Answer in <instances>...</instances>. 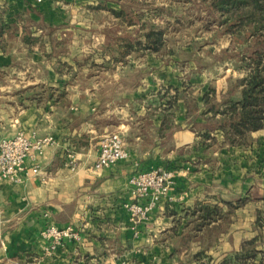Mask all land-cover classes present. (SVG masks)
<instances>
[{
  "label": "crops",
  "instance_id": "1",
  "mask_svg": "<svg viewBox=\"0 0 264 264\" xmlns=\"http://www.w3.org/2000/svg\"><path fill=\"white\" fill-rule=\"evenodd\" d=\"M128 4L138 23L116 14ZM188 4L0 0V20L12 29L0 51V135L22 129L32 139L53 138L41 154L25 159L21 181L2 183L0 264H217L258 233L253 212L262 202L251 200L236 209L226 230L215 235L219 221H212L210 241L200 236L182 243L201 203L246 196L256 184L264 195V128L252 131L245 146L196 148L207 83L197 72L187 75V59L168 43L157 50L132 43L144 21L171 35L175 29L166 20L190 17ZM25 34L35 39L30 52L21 41ZM119 46L128 51L120 53ZM29 85L65 93L62 99L17 93ZM107 132L123 135L128 155L96 169ZM150 168L170 171L167 193L136 198L129 178ZM135 201L149 205L145 216L131 217L126 204ZM49 224L71 226L77 237L49 250L41 235Z\"/></svg>",
  "mask_w": 264,
  "mask_h": 264
},
{
  "label": "trees",
  "instance_id": "2",
  "mask_svg": "<svg viewBox=\"0 0 264 264\" xmlns=\"http://www.w3.org/2000/svg\"><path fill=\"white\" fill-rule=\"evenodd\" d=\"M197 2L205 11L199 17L204 19L207 25L211 21L218 24L217 32L226 33L230 37L231 49L238 54V60L242 63L246 74L238 78V96L232 90L216 91L208 87L201 95L205 122L199 129V138L196 141V148L208 147L213 142L219 146H245L251 141V132L264 128V0H189ZM130 5H126L116 11L123 19L130 23H138L136 17L129 11ZM191 17L173 18L171 27L181 24L182 19ZM142 36L132 39L136 46H143L150 49H160L167 40L164 36V29L160 24L153 22L140 23ZM11 26L0 20V51L5 50ZM21 41L28 47V52L35 39L25 34ZM123 47V48H121ZM229 49V48H227ZM118 51L122 54L128 51L127 47L119 46ZM226 51V49L224 50ZM235 55V54H234ZM26 98H39L41 96L62 99L64 91L56 92L55 89L42 87L41 85H29L21 90ZM219 133L221 141L213 133ZM209 139V140H208ZM208 140V141H207ZM244 199L234 201L223 200L222 204L201 203L193 210L194 218L189 220L186 231L181 235L182 243L192 237H205L210 241L212 230L209 224L212 221H219L216 227L225 217V208L232 209L244 203ZM261 223V217H257ZM262 226V225H261ZM216 235V232H215ZM217 264H264V234L259 232L251 238L245 239L241 249L226 254Z\"/></svg>",
  "mask_w": 264,
  "mask_h": 264
},
{
  "label": "rangeland",
  "instance_id": "3",
  "mask_svg": "<svg viewBox=\"0 0 264 264\" xmlns=\"http://www.w3.org/2000/svg\"><path fill=\"white\" fill-rule=\"evenodd\" d=\"M197 3L198 2L191 3L189 1L188 9L186 10L189 12L191 11L189 15L191 18H188V20L182 19L181 24L176 26V28H174L175 30H172V34L166 36L167 40H165V42L174 48V50H171L177 54L176 56L181 59H187L186 63L182 62V66L183 69L187 71L188 76L196 75L194 72H197V75L202 77L207 83L208 86L206 88L213 87L216 91L232 90L235 92L237 91L235 88L238 86L236 80L243 76L241 73L245 69L238 60V54L236 55L235 51L231 49L229 35L217 32L218 24L215 20L204 25L208 20L199 19L205 11ZM166 24L170 27L172 25L175 27L173 19H171V21L166 20ZM225 49L226 51H224ZM0 76L2 78L3 74ZM252 141L253 139H251L249 144ZM257 186L259 185L256 184L253 186L251 193L246 196H232L230 198V201L244 199V203L232 209L224 207L226 214L216 227V234L226 230L233 221V217L237 219L235 213L236 209L251 200H260L262 202L261 208H256L253 212V229L258 233L261 232L264 234V195H262V197L259 196V192L255 188ZM258 216L261 217V223L257 222Z\"/></svg>",
  "mask_w": 264,
  "mask_h": 264
},
{
  "label": "built area",
  "instance_id": "4",
  "mask_svg": "<svg viewBox=\"0 0 264 264\" xmlns=\"http://www.w3.org/2000/svg\"><path fill=\"white\" fill-rule=\"evenodd\" d=\"M53 143L50 135L37 139L29 137L22 129H18L10 136L0 135V198L1 186L5 180L21 181V172L24 170V161L27 157L35 158L41 154L45 146ZM128 155L124 137L118 132H107L99 141V149L94 168L99 169L125 158ZM67 157L70 165H74L73 152L68 151ZM129 182L133 185L136 198L150 196L152 200L158 199L167 193L170 183V171L162 168H150L134 173ZM131 217H143L149 205L138 201L126 204ZM77 232L71 226L58 227L49 224L42 230L41 235L46 241V248L53 250L65 237H77ZM117 264H129L123 261Z\"/></svg>",
  "mask_w": 264,
  "mask_h": 264
}]
</instances>
